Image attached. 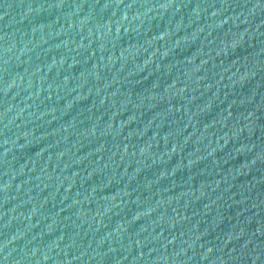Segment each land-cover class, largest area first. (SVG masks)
Returning a JSON list of instances; mask_svg holds the SVG:
<instances>
[{
    "label": "water",
    "instance_id": "1",
    "mask_svg": "<svg viewBox=\"0 0 264 264\" xmlns=\"http://www.w3.org/2000/svg\"><path fill=\"white\" fill-rule=\"evenodd\" d=\"M0 264H264V0H0Z\"/></svg>",
    "mask_w": 264,
    "mask_h": 264
}]
</instances>
